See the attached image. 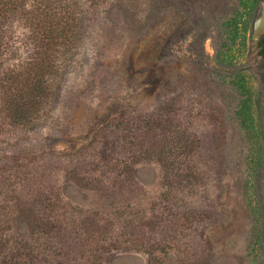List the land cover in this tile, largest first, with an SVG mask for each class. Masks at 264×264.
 Segmentation results:
<instances>
[{
  "label": "trees",
  "instance_id": "16d2710c",
  "mask_svg": "<svg viewBox=\"0 0 264 264\" xmlns=\"http://www.w3.org/2000/svg\"><path fill=\"white\" fill-rule=\"evenodd\" d=\"M84 1L0 0V135L16 140V153H41L38 163H43L29 167L13 154L0 157V264H109L107 254L124 243L146 253L150 264H211L205 231L213 222L228 221L231 212L210 201L221 203L231 172L240 179V200L252 226L246 239L253 264H264V36L258 68L242 65L264 0H175L183 5L199 41L214 34V64L204 63L203 69L223 112L196 108L194 96L183 92L186 84L182 92L140 115L137 136L124 150L109 139L123 120L109 108V120L99 129L106 137L101 151L96 147L92 154L84 148L59 156L47 151L55 140L43 137L42 127L62 79L82 64L79 48L95 29L92 14H101L123 41L127 33L142 35L164 4ZM203 5L205 10H199ZM16 26L28 31L30 50L26 58L11 63ZM100 78L94 71L86 87L109 93L110 106H115L121 76ZM101 115L106 116L95 114L92 120ZM199 119L226 126L203 133L195 126ZM145 160L160 165L164 191L151 216H130L122 223L117 214H77L78 207L57 193L60 187L45 184L48 175L67 165V180L80 190L95 192L109 208L119 200L131 207L140 179L137 165ZM193 197L201 204L192 202ZM11 222H20L43 242L7 236L4 229L10 230Z\"/></svg>",
  "mask_w": 264,
  "mask_h": 264
},
{
  "label": "rangeland",
  "instance_id": "374dc122",
  "mask_svg": "<svg viewBox=\"0 0 264 264\" xmlns=\"http://www.w3.org/2000/svg\"><path fill=\"white\" fill-rule=\"evenodd\" d=\"M263 3L264 1L261 4V11ZM182 6L175 0H164L160 12L147 30L137 36L127 33L128 36L123 41L116 37L113 26L104 20L101 14H92L95 29L85 35L86 38L79 48L82 64L71 68L62 79L52 110L42 127L43 137L55 140L47 149L49 153L63 156L86 148L89 153L94 154L96 147L97 151H101L106 137L99 133V129L103 122L109 120L111 108L115 111L114 114H117V118L123 120L120 121L115 135L109 139L115 147L124 150L132 136H137L135 125L140 121V115L144 116L146 112L154 109L158 102L168 100L173 94L182 92L186 84L188 89L183 92L189 91L194 96L196 108L205 113L212 110L223 112L219 94L203 69L204 63L214 64V34L210 33L204 42L199 41L183 13ZM204 8H206L204 5L198 7L202 11ZM118 21L122 24L121 20ZM26 34H28L26 29L21 26L15 27L16 39L9 57L11 63L27 57L30 48ZM249 46V54L243 59L242 65L251 66L255 70L262 59L259 55L260 48L256 47L252 38ZM96 64L97 70L92 69ZM94 71L101 74L100 79L113 75L121 76L122 84L115 106H110L112 97L109 93L100 88L97 90L86 87V82ZM100 79L98 85L101 84ZM129 105L132 107L129 108ZM95 114L106 116L101 115L99 121H94L92 118L96 117ZM224 125L226 126L224 122L212 125L207 119L195 122L196 128L203 133L217 132L222 130ZM15 143L13 137L5 138L0 135V157L13 154L20 163L30 164L29 167L43 164L38 163L42 160L38 157L41 153H16L18 147ZM137 166L140 168V179L138 189L130 201L131 207L129 203H122L119 200L114 208H109L106 201L100 199L95 192L80 190L72 181L67 180V165L56 174L53 172L48 175L45 184L49 185V188L53 184L60 187L61 190L58 189L57 193L78 207L77 214L82 212L89 217L117 214L119 223H122L130 216L135 218L151 216L152 206L164 191L162 170L157 162L145 160ZM225 185L226 191L221 203L210 201L214 205L219 204L221 208L226 207L231 212L228 221L213 222L205 231L212 256L211 264H253V256L249 252L250 245L246 239L252 226L240 200V179L236 173L231 172ZM191 199L195 204L196 202L201 204L197 197ZM152 212H155V209ZM124 214L129 216L126 217ZM1 215L4 216V213L0 212ZM10 224V230L4 229L7 236L20 237L31 244L43 242L44 239L32 234L26 227L20 225V222ZM157 231L156 228V234ZM127 246L129 245L124 243L120 248H115L110 255L107 254L111 258L109 264H150V258L146 253L129 250Z\"/></svg>",
  "mask_w": 264,
  "mask_h": 264
},
{
  "label": "water",
  "instance_id": "95a60500",
  "mask_svg": "<svg viewBox=\"0 0 264 264\" xmlns=\"http://www.w3.org/2000/svg\"><path fill=\"white\" fill-rule=\"evenodd\" d=\"M263 36H264V8L261 11L260 17L255 22L252 33V39L257 48H260L259 42Z\"/></svg>",
  "mask_w": 264,
  "mask_h": 264
},
{
  "label": "bare ground",
  "instance_id": "6f19581e",
  "mask_svg": "<svg viewBox=\"0 0 264 264\" xmlns=\"http://www.w3.org/2000/svg\"><path fill=\"white\" fill-rule=\"evenodd\" d=\"M263 8H264V3H263ZM263 8H262V9H263Z\"/></svg>",
  "mask_w": 264,
  "mask_h": 264
}]
</instances>
